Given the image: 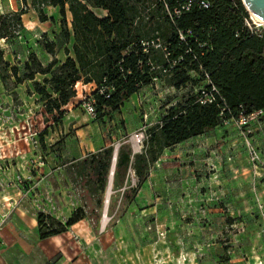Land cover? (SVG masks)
<instances>
[{
    "label": "rangeland",
    "instance_id": "rangeland-1",
    "mask_svg": "<svg viewBox=\"0 0 264 264\" xmlns=\"http://www.w3.org/2000/svg\"><path fill=\"white\" fill-rule=\"evenodd\" d=\"M0 2L6 20L31 11L22 15L21 24L9 22L7 36L0 38L5 60L19 68L21 77L30 55L36 54L45 65L53 59L47 43L55 44L58 59L66 58L58 7L40 6L48 16L41 21L39 7L30 0L28 5L13 0L17 10ZM67 17L70 22V12ZM28 20L36 23L25 25ZM44 77L37 74L36 80L43 82ZM83 84L75 86L76 96L54 121L32 80L18 82L12 74L5 79L0 74L2 216L9 208L23 206L66 223L82 208L84 216L66 231L76 245L89 249L93 264H264V123L255 126L249 138L260 152L257 167L250 162L246 137L234 126L221 125L166 148L170 153L163 151L141 186L131 171V188L126 187L131 199L124 197L125 188L115 189L111 183L109 202L107 187L98 207L86 178L63 164L76 159L68 154L69 146L86 156L103 143L117 149L126 142L141 152L144 128L147 136L171 106L188 98L190 89H176L164 76L118 108L103 107L96 119L82 101L96 85Z\"/></svg>",
    "mask_w": 264,
    "mask_h": 264
},
{
    "label": "trees",
    "instance_id": "trees-1",
    "mask_svg": "<svg viewBox=\"0 0 264 264\" xmlns=\"http://www.w3.org/2000/svg\"><path fill=\"white\" fill-rule=\"evenodd\" d=\"M185 1L30 0L39 7L41 21L48 20V16L40 6L59 8L60 36L67 46L66 58L58 59L55 44L47 43L45 49L54 55L53 59L45 65L36 54L30 55L24 65L26 73L21 77L19 68L5 60L0 47L2 78L12 74L18 82L32 80L54 121H59V116L65 113L62 107L76 96L78 82L96 85L92 93L96 100V119L101 117L103 107L118 108L143 87L153 84L155 78L166 76V81L176 89H190L185 101L171 106L161 121L148 129L141 152H134L126 142L119 145L115 189L124 187L131 171L138 178L137 186H141L166 148L220 126L224 103L231 109L227 117L237 116L241 111L251 113L264 109V31H251L246 25L249 12L243 0H206L208 7L194 4L176 14L175 10ZM22 2L29 4V0ZM98 10H103L105 15L100 16ZM23 13H14L8 20L7 16L0 15V38L7 36L9 22L15 20L21 24ZM156 37L164 42L168 55L155 48L144 52L141 41ZM37 74L45 76L43 82L36 80ZM208 82L218 88L220 95L214 103L201 104L197 90ZM102 87L110 90L102 93ZM114 151V146L109 145L78 161L63 162L69 163L68 169L86 178L88 192L97 196L98 207L104 202ZM123 195L126 199L133 197L127 189ZM83 216V209L78 208L63 223L39 212L40 237L65 232Z\"/></svg>",
    "mask_w": 264,
    "mask_h": 264
},
{
    "label": "crops",
    "instance_id": "crops-1",
    "mask_svg": "<svg viewBox=\"0 0 264 264\" xmlns=\"http://www.w3.org/2000/svg\"><path fill=\"white\" fill-rule=\"evenodd\" d=\"M4 2H9L12 10H17L13 0H4ZM0 7L1 15L5 12L1 2ZM30 12L22 15H30ZM32 19H35L33 15ZM28 23H36V20H28L25 25ZM71 146L68 148V154L76 158L74 160L78 161L85 157V152ZM104 147L103 143L92 153H96ZM166 153L169 154L170 151L165 149ZM130 176L131 172L126 178L124 187L118 189L131 187V183L128 185V181H131ZM261 183V186L264 185V182ZM1 196L2 191L0 190ZM39 229L37 215L28 212L23 206L9 208L4 216L0 213V264H93L89 262V249L76 245L71 232L66 231L42 239Z\"/></svg>",
    "mask_w": 264,
    "mask_h": 264
},
{
    "label": "built area",
    "instance_id": "built-area-1",
    "mask_svg": "<svg viewBox=\"0 0 264 264\" xmlns=\"http://www.w3.org/2000/svg\"><path fill=\"white\" fill-rule=\"evenodd\" d=\"M194 4H199L202 7L209 6V3L206 0H186L180 9L175 10V13L179 15L182 12V10H189ZM248 12H249V18L245 20L246 25L249 27L251 31L262 32L261 28L264 27L263 22L253 13H251L249 10ZM180 37L182 40L185 39L183 32L180 33ZM141 46L143 47L144 52H149L151 48H155L165 51L166 55H168L167 47L164 44V42L160 39V37L142 40ZM164 71H166V69H164ZM157 80L158 79L155 78L154 81L156 82ZM79 83L80 82H78L76 85H78ZM83 86L85 87L87 86V84H83ZM108 90H110V88L108 87L100 88V91L102 93H105ZM197 92H198L197 100L201 104L214 103L218 100L217 98L220 95L218 88L215 85H213L211 82H208L206 86H203L200 89H198ZM107 96H110V94H107ZM82 101L87 113L92 118H96L97 117L96 100L93 98V96L92 95L85 96L82 99ZM227 112L230 113L231 109L228 107L226 103H224L220 112L221 125L234 126L246 137L245 139H246V145H247L250 162L252 163L254 168L257 167V164L260 159V152L254 145L251 144L249 138L253 134L255 126L257 125L261 126L264 123V109H259L251 113H245L244 111H241L237 116H231V117L226 116ZM144 130L145 131L141 133L143 138L146 137L144 136L146 129L144 128ZM136 138L139 139V134H136Z\"/></svg>",
    "mask_w": 264,
    "mask_h": 264
},
{
    "label": "water",
    "instance_id": "water-1",
    "mask_svg": "<svg viewBox=\"0 0 264 264\" xmlns=\"http://www.w3.org/2000/svg\"><path fill=\"white\" fill-rule=\"evenodd\" d=\"M243 3L247 7V9L253 13L256 17H258L264 24V0H243ZM118 154V148L114 151V157H113V164L109 175V183L112 182L113 175L115 172V164ZM106 204L109 202V196L105 200Z\"/></svg>",
    "mask_w": 264,
    "mask_h": 264
},
{
    "label": "bare ground",
    "instance_id": "bare-ground-1",
    "mask_svg": "<svg viewBox=\"0 0 264 264\" xmlns=\"http://www.w3.org/2000/svg\"><path fill=\"white\" fill-rule=\"evenodd\" d=\"M112 182H110V184H111ZM110 184H109V187H108V190H107V195L109 196V194H110V188H111V186H110Z\"/></svg>",
    "mask_w": 264,
    "mask_h": 264
}]
</instances>
